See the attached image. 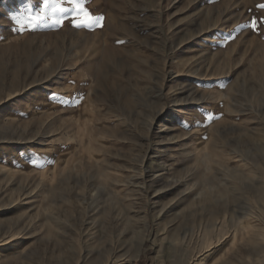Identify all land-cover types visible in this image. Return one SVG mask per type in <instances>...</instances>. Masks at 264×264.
<instances>
[{"label": "rangeland", "instance_id": "rangeland-1", "mask_svg": "<svg viewBox=\"0 0 264 264\" xmlns=\"http://www.w3.org/2000/svg\"><path fill=\"white\" fill-rule=\"evenodd\" d=\"M43 5L0 0V264H264V0Z\"/></svg>", "mask_w": 264, "mask_h": 264}, {"label": "snow or ice", "instance_id": "snow-or-ice-1", "mask_svg": "<svg viewBox=\"0 0 264 264\" xmlns=\"http://www.w3.org/2000/svg\"><path fill=\"white\" fill-rule=\"evenodd\" d=\"M69 3L75 5V8L73 11H79L80 14L83 15V19L80 20L79 23L76 22V20H73V23H75V26L77 27H91L93 24H99L104 17L103 16H93L85 7H84V0H68ZM63 3V0H44V8H48L51 4L53 7V12H60L63 13L66 11L63 7L60 5ZM261 7H264V5H261ZM40 13H33L31 11L26 12L22 18H16L17 23L20 25L21 30H23L25 27L29 28H35L37 21L41 19ZM58 24L63 23V18L56 21ZM257 22L254 20L252 23V27H256Z\"/></svg>", "mask_w": 264, "mask_h": 264}, {"label": "bare ground", "instance_id": "bare-ground-1", "mask_svg": "<svg viewBox=\"0 0 264 264\" xmlns=\"http://www.w3.org/2000/svg\"><path fill=\"white\" fill-rule=\"evenodd\" d=\"M0 168H3L4 170L8 171L9 169L4 167V164H0Z\"/></svg>", "mask_w": 264, "mask_h": 264}]
</instances>
